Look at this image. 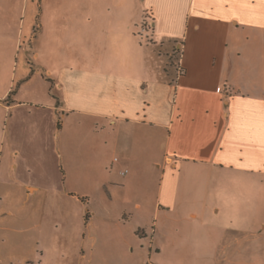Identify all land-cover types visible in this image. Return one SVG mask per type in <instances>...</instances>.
Instances as JSON below:
<instances>
[{"label":"crops","instance_id":"0c3cea01","mask_svg":"<svg viewBox=\"0 0 264 264\" xmlns=\"http://www.w3.org/2000/svg\"><path fill=\"white\" fill-rule=\"evenodd\" d=\"M20 54L42 105L9 92ZM0 76L2 160L6 143L19 161L48 141L62 155L72 135L133 168L113 219L63 221L67 253L37 264H264V0H0Z\"/></svg>","mask_w":264,"mask_h":264},{"label":"rangeland","instance_id":"374dc122","mask_svg":"<svg viewBox=\"0 0 264 264\" xmlns=\"http://www.w3.org/2000/svg\"><path fill=\"white\" fill-rule=\"evenodd\" d=\"M33 47L34 45H31L32 49ZM28 52L32 53V50ZM178 57L179 50H173L170 63L174 64ZM31 66L30 60L25 66L20 54L12 69L9 92L14 94L18 91L23 102H28L26 99L29 96H46V85L42 78L35 74H31V81L19 89L21 74L27 72L30 75L33 71ZM6 86L4 76H0V93ZM40 101L42 99L32 98L29 105H42ZM3 115L4 110L0 107V133ZM68 141V152H62V155L56 152V142L48 141L44 146L33 144L31 148L25 149L24 154L28 155H25L22 161L17 160L19 156L12 155L13 148L6 143L2 155L6 158H0V264H27L29 261L37 264L36 254L67 253L66 245L69 240L61 226L63 221L76 220L85 215L86 218L113 219V181L120 180V172L123 171L127 175L133 171L131 164L120 152L113 154V148L101 154L99 158L93 152L84 157L78 152L77 136L70 135ZM1 143L3 141L0 137ZM115 157L118 161L114 160ZM144 169L149 172L156 171L149 165L141 168V171L144 172ZM27 179L42 186L40 192L29 200L25 199L18 186L20 181ZM152 185L151 182L153 198ZM8 211L12 214H7ZM192 255L182 254L181 264H189L185 261L187 256L192 257L188 260L190 263H196L197 260ZM213 256L211 264L222 261L221 254ZM102 262L96 258L91 264ZM65 264H78V261L75 257H69Z\"/></svg>","mask_w":264,"mask_h":264},{"label":"trees","instance_id":"16d2710c","mask_svg":"<svg viewBox=\"0 0 264 264\" xmlns=\"http://www.w3.org/2000/svg\"><path fill=\"white\" fill-rule=\"evenodd\" d=\"M12 93V92H11Z\"/></svg>","mask_w":264,"mask_h":264}]
</instances>
